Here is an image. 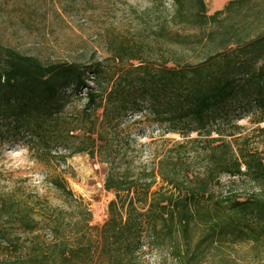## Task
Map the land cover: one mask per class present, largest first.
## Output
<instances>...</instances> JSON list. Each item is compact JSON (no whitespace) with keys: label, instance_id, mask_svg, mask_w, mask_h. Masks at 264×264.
Segmentation results:
<instances>
[{"label":"trees","instance_id":"16d2710c","mask_svg":"<svg viewBox=\"0 0 264 264\" xmlns=\"http://www.w3.org/2000/svg\"><path fill=\"white\" fill-rule=\"evenodd\" d=\"M155 4L151 0L149 9ZM167 10L169 21L154 30V39L177 44L179 60L131 63L105 84L99 62H44L0 44V145L22 141L30 152L98 155L107 164L103 186L115 196L100 227L90 226L85 211L88 218L73 225L74 240L53 216L55 242L26 264H138L143 247L161 263L201 264L227 239L262 245L264 141L261 148L238 142L242 126L233 121L235 113L255 116L254 130L264 137V0H229L211 14L205 0H169ZM170 24L178 30L168 31ZM114 55L123 61L118 51ZM89 70L94 86L85 79ZM78 97L83 105L70 107L67 116ZM129 114L182 139H163L160 150H149L152 166L134 168L117 145ZM75 140L80 142L70 149ZM221 175L231 180L213 199L211 188ZM157 178L161 186L153 190ZM243 183L254 190L241 193ZM52 184L71 195L57 177ZM31 220L20 210L21 229L34 231ZM198 226L204 227L200 233ZM92 227L95 246L88 236Z\"/></svg>","mask_w":264,"mask_h":264},{"label":"rangeland","instance_id":"374dc122","mask_svg":"<svg viewBox=\"0 0 264 264\" xmlns=\"http://www.w3.org/2000/svg\"><path fill=\"white\" fill-rule=\"evenodd\" d=\"M227 1L205 0L207 13L222 9ZM150 3L151 0H0V44L44 62H73L82 66L99 62L105 84L131 63H154L161 56H175L179 60L177 44L154 39V30L169 21V0H156L152 9ZM178 28L170 24L167 30ZM117 51L123 61L115 59ZM133 55L138 57L133 59ZM93 76L91 70L85 75L90 86H94ZM80 98L66 109L67 116L70 107L81 108L84 100ZM235 116L233 122L242 126L235 135L238 142L245 140L251 148H261L264 137L254 130L259 125L254 123L256 117L242 118L238 113ZM231 130L233 127L226 126V131ZM119 138L118 153L126 152L124 162L134 168L151 167L153 157H143L150 149L160 150L163 139H182L178 134L162 135L160 127L148 118L131 114L121 122ZM127 139L132 141L126 144ZM79 142L73 141L69 148L73 149ZM64 152L53 148L50 152H30L22 141L0 145V264H26L30 257L51 246L55 242L49 228L53 216L60 218L63 233L70 240L76 234L74 223L88 218L85 211L90 212V226L100 227L106 220L108 202L115 199L113 192L103 186L107 164L100 162L98 155L90 157L85 151L70 155ZM55 177L71 195L52 184ZM230 180L226 175L218 178L211 188L213 199L224 194ZM160 186L157 178L152 189ZM240 188L245 195L254 190L248 183ZM20 210L29 211L34 231L21 229ZM203 230L202 226L196 228L198 233ZM88 236L95 246L98 238L93 227ZM227 240L205 256L201 264H264V237L259 248L252 243ZM137 256L138 264H170L168 258L166 263H161L159 256L146 247Z\"/></svg>","mask_w":264,"mask_h":264},{"label":"clouds","instance_id":"9594fccd","mask_svg":"<svg viewBox=\"0 0 264 264\" xmlns=\"http://www.w3.org/2000/svg\"><path fill=\"white\" fill-rule=\"evenodd\" d=\"M143 158H144V159H148V158H151V157H150V154L146 152V153H145V156H144Z\"/></svg>","mask_w":264,"mask_h":264}]
</instances>
